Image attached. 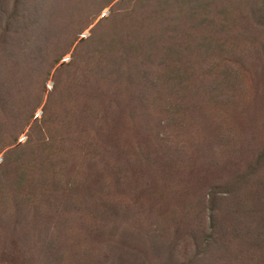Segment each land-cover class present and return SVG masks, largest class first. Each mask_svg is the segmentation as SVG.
Returning a JSON list of instances; mask_svg holds the SVG:
<instances>
[{
    "label": "rangeland",
    "instance_id": "rangeland-1",
    "mask_svg": "<svg viewBox=\"0 0 264 264\" xmlns=\"http://www.w3.org/2000/svg\"><path fill=\"white\" fill-rule=\"evenodd\" d=\"M87 1L19 10L72 26ZM116 1L74 42L92 33L87 70L58 63L13 99L35 108L0 161L28 133L43 156L19 145L26 174L0 169V264H264V0Z\"/></svg>",
    "mask_w": 264,
    "mask_h": 264
},
{
    "label": "trees",
    "instance_id": "trees-1",
    "mask_svg": "<svg viewBox=\"0 0 264 264\" xmlns=\"http://www.w3.org/2000/svg\"><path fill=\"white\" fill-rule=\"evenodd\" d=\"M25 1L27 0H13L11 8L6 9L5 5L8 1L5 0L4 4H2V1L0 0V116L3 115L7 119L9 126V128H6L9 132L5 137L7 140L0 139L6 143V145L4 143L0 146V151L4 146L17 142L18 135L29 122L30 117L32 116V111L35 108L29 107L31 101L27 96L28 101L25 103L28 105V111L25 115L22 114L17 116L15 110L16 105L13 107L12 104V102H14L13 99L19 95L20 91L34 83L32 79L34 75L35 77H40L41 75V81L43 80V84L45 85L44 81H46L49 70L58 63L59 64L54 71L56 76L60 73V70L62 71L63 69H66L67 71L73 70V75H76L74 72L78 71L79 73L80 71L83 72L84 70H87L88 62H85L84 59L90 51L86 50L82 57H79L77 53L80 45H85V43L91 41V37H93L91 36L92 33L86 38H80L75 44L74 42L88 24L98 16L99 12L115 0H88L87 4L92 6L90 11L85 10L83 12L80 11L79 13L72 14L75 23H73L72 26L67 24L62 25V27H60V24L52 23L54 22L55 16H53L52 13H49L46 16L48 21L42 25L40 23L41 14L39 11L27 8H20L19 10L20 5L24 4ZM123 1L128 0H117L111 6L115 7V5H119ZM115 11L116 10H111L109 14L102 17V19L112 18ZM62 17L68 20L70 18L69 14L67 15L66 13H64ZM102 19H100L94 27H96ZM19 20L23 21L20 22ZM71 45L74 47L70 53L69 60L67 62H60L61 58L68 53ZM18 72L28 74L25 81L17 76ZM56 76L53 77L52 90L55 89V85L57 86V82L55 81ZM44 113L45 112L43 111V117L46 116ZM0 122L3 123V120ZM3 127L4 125L0 124V133ZM41 134L42 131H40V135ZM37 143H40V136L37 135V137H34L28 133L26 142L22 145L19 143L17 146L21 145L26 148L24 154L27 158L32 155V157H42L43 149H38ZM17 146L12 148V157L3 155V158L0 161V169H2L1 174L7 175L3 176L7 181L11 174H15L17 169L19 172L22 171L24 176L26 174L24 168H27V165L32 161V159H29L28 163L23 165V169H19L16 165L21 162L23 157L21 155L13 154L15 153ZM36 163L37 167L34 168L33 171L44 170L42 167L43 162L41 160ZM33 166H35V164ZM33 175H35L34 172ZM38 179L39 176H37L36 179L30 178L29 180L31 182H37ZM17 226V223H15V228ZM205 244L209 245V241ZM197 252L201 253L204 251L198 250ZM197 252L193 254L188 264H198V261L201 258ZM53 253H50L51 258L49 257V254H46L45 258L47 259L44 264H51L54 262ZM56 256V264H60L58 261L61 254H56Z\"/></svg>",
    "mask_w": 264,
    "mask_h": 264
}]
</instances>
